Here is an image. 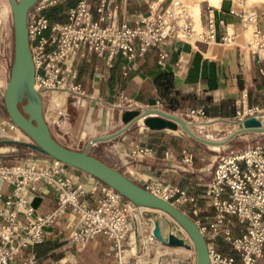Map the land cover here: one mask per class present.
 <instances>
[{
    "label": "built area",
    "instance_id": "built-area-1",
    "mask_svg": "<svg viewBox=\"0 0 264 264\" xmlns=\"http://www.w3.org/2000/svg\"><path fill=\"white\" fill-rule=\"evenodd\" d=\"M224 1L236 5L228 8L226 13L236 18L243 29L251 27L257 20L256 13L245 5L264 6V0ZM69 2L74 4L63 12L65 23L50 21L45 15ZM114 2L38 0L27 11L26 36L34 68L33 89L40 98L54 93L81 97L83 91L73 82L74 71H67V67L73 58L83 57L85 53H92L102 59L109 68L117 56L131 64L149 48L159 47L168 39L225 47L236 44L235 33L222 19L214 16L218 8L208 2L204 6L202 22L195 19L194 13L183 0H169L168 6L162 11L150 4L148 14L134 22V27L126 23L113 26L105 22L115 9V6L109 5ZM89 3L95 4L93 9L88 7ZM92 12L97 15L95 20ZM244 48L260 58L264 52V26L251 29ZM164 57L165 54L159 56L160 59ZM245 98V94L241 95V100ZM118 99L126 101L122 92L118 94ZM160 108L161 102L156 100L152 109ZM179 117H184L189 124L193 119L204 120L205 114L201 108H194L179 114ZM263 117L264 103L260 107H247L239 103L235 105L233 125L236 128L247 118H254L261 123ZM17 131L20 132L8 120L0 124L1 136ZM152 157L151 148L130 142V162ZM29 159L10 165L0 164V182L7 188L5 193L0 190V264H34L32 248L43 243L46 229L65 211L76 218V224L68 234L69 243L83 247L97 235H102L111 243L113 264H141L151 245L163 246L152 237V227L146 228L144 222L141 226L139 224L140 251L137 253L135 250L132 215L147 209L134 207L97 180L88 191L91 194L97 191L98 198L93 205H89L80 199L84 187L70 174L72 168L52 159L50 163L45 161L46 164H28ZM181 163L185 167L190 166L192 156L184 154ZM211 164L205 198L214 220L207 226L191 220L204 239L208 237L205 242L219 237L229 252L221 254L206 243L208 264H258L264 255V141L243 150L224 153L213 159ZM39 186L54 194L55 208L51 212L35 213L23 196L24 191L34 192ZM142 188L186 216L188 212L195 216L198 211L196 198L181 187L154 180L145 182ZM227 217H233L235 223L244 229L232 234V225L226 220ZM170 222L177 231L183 233L176 224ZM26 251V258L19 261L20 254Z\"/></svg>",
    "mask_w": 264,
    "mask_h": 264
},
{
    "label": "crops",
    "instance_id": "crops-1",
    "mask_svg": "<svg viewBox=\"0 0 264 264\" xmlns=\"http://www.w3.org/2000/svg\"><path fill=\"white\" fill-rule=\"evenodd\" d=\"M183 2L189 6L198 22L204 19L206 2L218 8L214 11V16L222 19L235 33L236 44L225 47L219 44H191L187 41L168 39L159 47L149 48L141 58L134 59L131 64L117 56L109 68L102 59L92 53L73 58L67 71H74L73 82L80 86L83 95L66 97L63 93H54L41 97L43 119L51 137L57 143L71 150H81L89 139L120 129L123 126L120 119L123 111L152 109L156 100L161 102L162 111L168 104L175 107L176 113L182 114L189 109L201 108L205 119L190 120L189 127L195 135L205 138L229 128L227 136L236 129L233 125L236 104L247 107L263 105L264 52L258 58L247 51L244 45L250 37L251 29L264 26V6L250 3L245 5L248 10L256 13L257 20L251 27L243 29L236 18L226 13L228 8L236 7L235 4L224 0ZM150 4L162 11L168 6L169 0H115L109 4L115 6V9L105 22L113 26L126 23L129 27H134V22L148 14ZM6 14L9 16L8 25L5 24ZM95 16L97 18V15ZM12 52L11 15L6 0H0V124L8 120L3 107V91L12 63ZM161 54H165L163 59L159 58ZM163 76H167L171 86L166 97L160 95L155 85V81ZM120 92L126 101L118 99ZM243 94L246 98L241 100ZM117 105L120 108H116ZM261 122L264 125L263 119ZM168 131H151L139 122L134 123L122 135L108 142L93 144L88 153L98 148L97 146L104 145L105 152L111 155L109 162L91 153L89 155L122 173L140 187L145 182L155 180L185 189L197 200V219H190L207 226L214 220L213 212L205 198V187L211 168L210 164L204 166L202 162L209 159L196 157L199 143H193L190 151L188 137L169 134ZM246 136L264 139V134L260 133H245L235 138ZM130 142L151 148L153 157L130 162ZM184 154L192 156V163L188 167L181 163ZM41 161L50 163L51 159ZM70 174L84 187V194L80 199L93 205L98 193L96 191L91 194L88 189L95 185L96 179L74 169L70 170ZM0 190L7 192L1 182ZM23 196L37 214L48 213L55 208L53 192L43 186H39L34 192L24 191ZM230 223L233 227L234 224ZM75 224L76 218L69 211L61 214L54 224L46 229L43 243L32 248L35 255L34 264H113L111 243L102 235H97L83 247L69 243L68 234ZM146 225L147 228L152 227L150 221H146ZM135 232L138 234L140 227H135ZM206 243L217 252H229L227 245L222 243L219 237L206 240ZM131 252H134L133 248ZM27 253H21L18 260H24ZM258 264H264V255Z\"/></svg>",
    "mask_w": 264,
    "mask_h": 264
},
{
    "label": "water",
    "instance_id": "water-1",
    "mask_svg": "<svg viewBox=\"0 0 264 264\" xmlns=\"http://www.w3.org/2000/svg\"><path fill=\"white\" fill-rule=\"evenodd\" d=\"M36 1L38 0H6L11 15L13 52L8 79L3 91V107L8 121L24 134L30 143L3 141V144L32 149L96 179L113 189L134 207L161 212L183 233L173 230L172 223L167 219L152 214L149 217L152 224V237L167 248L182 247L190 250L189 248L192 247L194 264H208L205 239L197 225L188 216L134 184L122 173L92 157L88 151L93 144L108 142L122 135L138 122L151 131L178 129L192 141L208 147H223L236 136L245 133L264 134V126L254 118H247L223 140L212 141L195 135L183 118L171 113L158 109L125 110L120 116L123 126L117 131L89 139L78 151L60 145L49 133L48 126L43 119L42 100L33 89L34 68L27 43L26 15ZM134 237L135 250L138 253L140 241L135 232V225Z\"/></svg>",
    "mask_w": 264,
    "mask_h": 264
},
{
    "label": "rangeland",
    "instance_id": "rangeland-1",
    "mask_svg": "<svg viewBox=\"0 0 264 264\" xmlns=\"http://www.w3.org/2000/svg\"><path fill=\"white\" fill-rule=\"evenodd\" d=\"M73 2H69V3H66V4H63L61 5L58 9H57V14L59 15V17H55V20L56 22L58 23H65V17L63 15V12L68 8V7H72L73 6ZM95 6V4H91L90 3L88 4V7L90 9H93ZM49 12V11H48ZM52 13V12H50ZM46 16L48 15V13L45 14ZM6 22L5 24L8 25L9 23V16L8 14H6ZM92 17L93 19L95 20L96 19V16L95 14L92 12ZM3 21H2V27H3ZM42 97V96H41ZM164 112H167V113H171L173 115H176L179 117V114H181L180 112L176 113L175 111H165V107H164ZM184 120L185 118L182 117ZM187 121V120H186ZM229 129V128H228ZM227 130L225 131H221V132H215V133H212L211 135H209V137H202L201 138H205V139H208V140H212V141H220V140H223L227 134ZM167 133L169 134H176V135H183L184 137H186L181 131H179L178 129L175 130V131H168ZM182 137V136H181ZM187 138V137H186ZM188 139V149L190 151H192V147H193V143L194 142H190L191 139L187 138ZM3 140V141H17V142H23V143H30L29 142V139L24 135V134H20L17 132L15 133H4L3 136L0 135V141ZM264 141V139L260 138V140H258V137L257 138H253L252 136H246V137H241V138H235L233 139L231 142H229V144L223 146V147H208V146H204V145H201L199 144V150L196 151V153H198V155L196 157H205V158H208L209 161L207 162H202L204 164V166H206L207 164H210V168H212V164H211V161L213 159H215L216 157L224 154V153H228L229 151H236V150H243V149H246L248 147H252L257 143H260ZM98 148H95L93 149L90 153L93 154V155H96L98 156L100 159L104 160L105 162H109L110 159H111V155L108 154L107 152H105V146H97ZM89 153V154H90ZM31 155V156H30ZM31 159V160H34V159H40V160H46L47 156H44L43 154L41 153H38L32 149H28V148H24V147H20V146H14V145H10V144H3V145H0V164H3V165H10V164H14V163H19V162H24L26 159ZM50 159V158H49ZM41 161H39L38 163H35V162H31L30 164H33V165H37V164H40ZM211 171V169H210ZM158 215L164 219H167L169 222L170 220L161 215V214H158V213H154L152 211H147L145 210L144 212L140 213V214H136L135 217H132V224L135 225V227H138L139 229V224L140 226L143 225L144 222L146 221H149V217L150 215ZM188 217L189 218H194V219H197V217L193 216L191 213L188 212ZM226 220H228L229 222H232L234 224V226L231 228V232L233 234V232H237L239 229H244V227L242 226H239L238 224L235 223V219L233 217H227ZM171 223V222H170ZM173 227V226H172ZM173 230L176 231V229L173 227ZM161 248H167L165 246H160ZM175 249H183L184 251L187 252L186 249L182 248V247H174ZM133 253V252H131ZM221 254H224L225 252H220ZM181 257V256H180ZM194 257V252L193 254L190 255V252L188 251L187 252V255L184 257V258H180V260H178V262H176L175 264H192L191 263V258ZM162 258V262H164L165 264H173V262L175 260H177V258H179V256H172L170 258L168 257H161ZM194 264V262H193Z\"/></svg>",
    "mask_w": 264,
    "mask_h": 264
},
{
    "label": "bare ground",
    "instance_id": "bare-ground-1",
    "mask_svg": "<svg viewBox=\"0 0 264 264\" xmlns=\"http://www.w3.org/2000/svg\"><path fill=\"white\" fill-rule=\"evenodd\" d=\"M262 119L264 120V118H262ZM39 161H41V160H37V159L36 160H31V159H29L27 161V163L28 164H30L31 162L38 163ZM41 163H45L46 164L45 161H41ZM40 164H37V165H40ZM139 210H142V209H139ZM147 211H152V212H155V213H158V214H161V215L165 216L164 214H162L161 212L156 211V210L147 209ZM132 216L135 217L136 215H132ZM165 217H167V216H165ZM189 249L190 250H187V252L189 251L190 255L193 254L192 247H190ZM187 252L184 251L183 249H180V248H178V249H175V248H161L159 245H151L147 249V252L145 253V257L143 258L141 264H165L164 262H162V258L161 257L164 256V257L170 258L172 256H177L178 255L179 258H177V260H175L173 262V264H175L176 262H178V260H180V258H184L187 255ZM193 262H194V257L191 258V263L193 264Z\"/></svg>",
    "mask_w": 264,
    "mask_h": 264
},
{
    "label": "trees",
    "instance_id": "trees-1",
    "mask_svg": "<svg viewBox=\"0 0 264 264\" xmlns=\"http://www.w3.org/2000/svg\"><path fill=\"white\" fill-rule=\"evenodd\" d=\"M60 6L56 7L53 10H50L49 12H47L48 13L47 18L50 21H54L55 20V17H59V15L57 14L56 11H57V9ZM50 12H52V13H50ZM155 85L159 89L160 95L163 96V97H166V95L168 94L169 89L171 88V86L168 83L167 76H163V77H160L159 79H157L155 81ZM174 108L175 107L173 105H171V104H168L167 107H166V109L169 110V111H174ZM0 142H1L0 145H3V140H1ZM192 142L196 143L195 141H192Z\"/></svg>",
    "mask_w": 264,
    "mask_h": 264
}]
</instances>
